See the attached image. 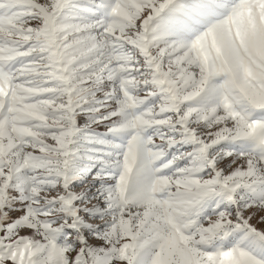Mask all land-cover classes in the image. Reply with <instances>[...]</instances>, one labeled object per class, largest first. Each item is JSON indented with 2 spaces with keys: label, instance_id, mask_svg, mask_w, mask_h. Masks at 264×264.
Listing matches in <instances>:
<instances>
[{
  "label": "snow or ice",
  "instance_id": "snow-or-ice-1",
  "mask_svg": "<svg viewBox=\"0 0 264 264\" xmlns=\"http://www.w3.org/2000/svg\"><path fill=\"white\" fill-rule=\"evenodd\" d=\"M257 224L264 0H0V264H264Z\"/></svg>",
  "mask_w": 264,
  "mask_h": 264
},
{
  "label": "rangeland",
  "instance_id": "rangeland-1",
  "mask_svg": "<svg viewBox=\"0 0 264 264\" xmlns=\"http://www.w3.org/2000/svg\"><path fill=\"white\" fill-rule=\"evenodd\" d=\"M253 223L255 224L256 223V221L255 220H253ZM258 228H260V227H264V225H261V224H257L256 225Z\"/></svg>",
  "mask_w": 264,
  "mask_h": 264
}]
</instances>
